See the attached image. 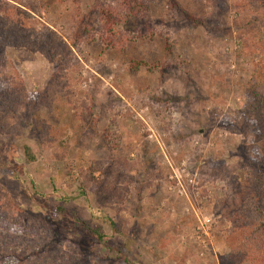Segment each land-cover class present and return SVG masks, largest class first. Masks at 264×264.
<instances>
[{
    "label": "rangeland",
    "instance_id": "rangeland-1",
    "mask_svg": "<svg viewBox=\"0 0 264 264\" xmlns=\"http://www.w3.org/2000/svg\"><path fill=\"white\" fill-rule=\"evenodd\" d=\"M0 9L23 12L42 42L1 45L0 264H126L117 250L131 264H264V250L240 257L259 248L232 244L239 229L225 206L240 212L234 180L263 146L264 115L248 110L264 109V0ZM95 11L111 17L105 35L121 50L102 41Z\"/></svg>",
    "mask_w": 264,
    "mask_h": 264
},
{
    "label": "trees",
    "instance_id": "trees-1",
    "mask_svg": "<svg viewBox=\"0 0 264 264\" xmlns=\"http://www.w3.org/2000/svg\"><path fill=\"white\" fill-rule=\"evenodd\" d=\"M1 10V9H0ZM14 15L13 18L10 16L1 17L0 14V28L3 30L1 31L0 35V55L1 53V45L2 43H7V45H16V43H22L27 41V44H31L32 46H40L42 44L40 38H38V35L40 32L36 30V27L28 22V20L25 18V15L20 10L13 9ZM97 15V18L100 19L102 22V27L100 30V38L103 39L108 43V45H112L115 49H122L125 47V43H122V46H119L117 44L118 39L112 38L111 36H106L105 33L110 32L112 29V23L110 22V19L107 20L104 18L103 13L95 11ZM88 18V16H86ZM9 20L8 24L5 23V20ZM113 31V30H112ZM120 34V40H124L123 34ZM5 41V42H4ZM6 45V44H5ZM1 59V56H0ZM0 94V99L1 98ZM9 97V98H8ZM5 96L4 101H6V110L5 113H14L16 108V102L14 99H11L12 95ZM248 115H251V117L256 116H263L264 115V109L259 107L258 105L251 106L248 110ZM15 114V113H14ZM6 118H9V116H5ZM4 119V118H3ZM11 123H9L7 120L1 121L2 127H9ZM264 134L261 136V144H263L262 148L259 149L260 151V157L258 160H254L253 158L247 157L245 155V158L247 159L246 166V172L250 169L249 174L245 175L244 178H235L234 185H235V192L237 194H242L244 197H242L241 204L239 205L238 209L240 210L239 213H236V211H233L229 209V202L225 204L226 210L231 212L233 215V222L237 224V228L239 229L238 235H240L239 239L235 238V243H232L233 245H237V247L240 244H244L243 247L245 249L247 248V245H249V241H251L253 244H256L259 248V252L255 254L254 252L252 254L239 251L240 257L251 259L258 258L261 256V251L264 250ZM241 151V150H240ZM242 152V151H241ZM244 152V151H243ZM25 155L29 162H33L36 160L35 155L31 151V149L26 146L25 147ZM70 173L72 174V168L70 170ZM89 182L93 180V172L90 171L89 175ZM242 179V180H241ZM83 193H85V190H83ZM228 201V200H226ZM245 201H247L245 203ZM57 215L65 216L67 211H65V208L58 207L55 209ZM252 213V214H251ZM74 215L75 223L82 225V227H85L88 231H90L99 241V243L103 245H107V236L103 229L101 227H92L89 226L85 221H83L76 213ZM74 224V226L76 225ZM113 229L115 232H117V228L115 224L112 223ZM232 241H234L232 239ZM109 247V246H108ZM110 249V247H109ZM112 249V248H111ZM114 249V248H113ZM236 250V249H234ZM119 255L122 257L123 262L126 264H131L130 259L126 254L121 253L119 250H117Z\"/></svg>",
    "mask_w": 264,
    "mask_h": 264
}]
</instances>
